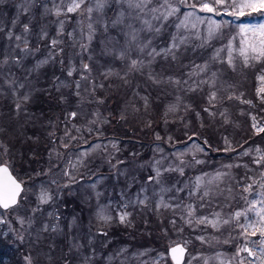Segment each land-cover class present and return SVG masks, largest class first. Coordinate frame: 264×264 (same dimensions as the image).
<instances>
[{
	"label": "rangeland",
	"instance_id": "obj_1",
	"mask_svg": "<svg viewBox=\"0 0 264 264\" xmlns=\"http://www.w3.org/2000/svg\"><path fill=\"white\" fill-rule=\"evenodd\" d=\"M70 3L0 0V165H9L25 184L16 210L0 208V245L13 247L23 264H168V248L182 242L192 249L185 264H233L226 249L250 244L257 253L251 264H264L259 232L253 243L244 240L235 221L219 228L198 223L217 213L228 219L262 199L264 161H256L264 156V134L235 149L264 127V94L258 91L264 59L246 65L239 52L245 39L240 27L264 24V15L246 9L237 17L223 5L209 13L200 9V0H168L178 11L158 21L153 15L160 13L132 10L117 0H107L102 11L95 10V0H87L67 13ZM161 4L164 0H152L148 7ZM87 7L94 8L96 33L82 50L80 45L88 43L80 31L87 33ZM121 10L125 25L141 27L139 15L161 29L140 33L160 55L149 57L133 45L124 59L118 57L128 29L112 27L111 21ZM166 10V5L160 9ZM99 21L107 22V31ZM109 37L116 39L108 43ZM23 38L32 50L27 56ZM53 39L60 41L55 48ZM174 40L179 44L175 59L161 51ZM230 52L233 65L227 63ZM49 55L53 59L31 71ZM128 57L143 59L146 66L128 72ZM192 133L208 142L181 143ZM157 168L161 176L149 180ZM253 181L255 198L244 191ZM42 190L52 197L46 204L39 201ZM206 190L209 195L201 198ZM123 212L130 214L126 223L118 219ZM158 220L165 225L158 234L148 230L126 238L122 233L127 226L142 230ZM248 220L258 217L249 213L239 222ZM117 233L122 241L115 242ZM240 254L247 260L245 252Z\"/></svg>",
	"mask_w": 264,
	"mask_h": 264
},
{
	"label": "snow or ice",
	"instance_id": "obj_2",
	"mask_svg": "<svg viewBox=\"0 0 264 264\" xmlns=\"http://www.w3.org/2000/svg\"><path fill=\"white\" fill-rule=\"evenodd\" d=\"M118 3L126 4L129 9L132 10H139L140 12H144L145 9H147L149 12L155 14L160 13L159 15H153V19L155 20H167V18L173 14H175L178 9L171 6V4H168V0H164V4L160 5V8H149V4L152 3V0H117ZM183 2V0H181ZM87 3V0H71V3L67 6L66 12L67 13H73L77 12L82 8L83 5ZM107 3V0H95V10L102 11L105 4ZM165 5L167 6V10L164 12H161L160 9L164 8ZM216 5H223L225 7H230L233 9L231 11V15L233 16H244L245 10H250V13H259L261 15H264V0H209V2H206V0H200L199 7L202 11H206L209 13H215L217 12ZM191 7H196V5H191ZM85 11L88 14L89 23L87 24V33L85 34L84 29L81 28V35L84 39L88 41V43L81 44L80 47L82 50H87L88 44L91 43V41L95 37L96 28L94 27V23L91 20V14L94 11L93 7H87ZM57 15H60V11L58 10ZM129 16L131 13L128 14ZM191 15V14H189ZM125 12L121 10L116 18L111 21L112 27H116L117 25L124 26L128 29L124 33L125 36V44L122 47L120 51H118L116 54L120 59H124L132 50L133 45H135V48L138 52L143 53L145 50H147V56L154 58L156 55H160V52H157L155 48H150L151 40L147 41H141L140 39V33L142 31L147 32H153L156 33L160 32V28H153L152 24L147 19H142L139 15H137L136 19L141 21V27L137 28L132 23H128L125 25ZM187 19V17H186ZM82 23V22H81ZM101 26L104 28L105 31H107V22L105 21H99ZM215 24V22H213ZM187 26V25H185ZM195 27V25H193ZM215 27L218 28L219 25L215 24ZM64 23L63 21H60V32H63ZM24 33L27 34L29 32L28 25H24ZM241 34L245 37L244 40L241 41L242 46L239 49L240 55L243 57L244 63L247 65L250 63L251 60L260 61L264 59V24L258 25V26H250V25H242L240 27ZM212 34V30L210 29L209 35ZM43 36H46L47 33H42ZM71 35V33L69 34ZM11 36V34H10ZM15 39L17 41L22 40L21 36H16ZM116 38L115 37H109L108 43H112ZM23 43L25 44V47L22 49L25 56L31 54L32 50L27 46L28 41L26 38H23ZM60 43V41H57L55 39L51 40L50 44L52 48H55L57 44ZM19 46V45H17ZM179 47V44L174 40L169 48L162 49V52L168 53L172 55V58L175 59V53L173 52V49H176ZM39 51V49H37ZM60 51L62 52L63 49L61 48ZM129 58V66H128V72L133 71H141L145 66V61L143 59H131ZM50 59H53L51 55H49L48 58L39 60L36 62L34 67L31 69L32 72H37L39 69L47 64ZM151 61H149L150 63ZM3 63H7V60H5ZM15 63H20V58H15ZM227 63L229 65H233V57L231 55V52L229 53L228 61ZM83 68L91 71L89 68V65L84 64ZM207 68V65H205L203 68H201V71L205 70ZM74 70V69H73ZM73 70H69L68 75L71 76ZM127 75V73H126ZM215 75V73L213 74ZM150 79L154 80V82L159 83V81H156V78L150 74ZM260 81L262 82L261 88L258 90L261 94H264V75H261L259 77ZM20 87H23V85H20ZM216 96V93L213 92L211 94L210 99H214ZM29 97L25 95L23 99L26 101ZM232 97H229L231 99ZM239 99V97H236ZM262 99H264V95H262ZM246 103H251V101H245ZM17 109L20 108V105H16ZM223 115V113H222ZM71 116L75 117L76 113H71ZM255 119V117H253ZM253 127L256 128V124H253ZM257 132H264V127L257 128ZM159 139V137H157ZM200 151H203V148L199 149ZM264 161V156L260 158V160H257L256 163H261ZM200 161H197L199 163ZM172 169H166V171H171ZM179 171L183 172V169H178ZM67 174V173H66ZM161 170L159 168L156 169V176L155 177H149V180H158L161 176ZM219 178V174L217 175V179ZM198 181L200 178H197ZM55 183V182H53ZM256 181H253L252 183L248 184L247 187L244 189L245 192H252L253 191V184H255ZM264 187V185H261ZM199 189V184H198ZM24 191V187L22 182L18 181L13 175L8 167L7 164L0 165V208L4 210H16L20 206V200L23 199L21 197V193ZM208 191H204L201 198L204 196H208ZM261 200H254L248 203V206L244 208L241 211H236L233 213L228 219H223L220 217V214H215V218L212 220H208V218H200L198 220L199 224H210L214 228H219L221 225H228L235 221V226L241 229L240 235L243 236L244 240H249L250 236H255L257 232L260 234L259 244L261 247L259 248V252L261 254V257H264V192L261 193ZM52 199L51 195L46 191L42 190L39 196V201L42 204L48 203ZM164 207H168V205L163 204V201L161 202ZM257 205H260V207H257ZM191 210V206H189ZM249 213H255L258 217V220L252 221L248 220L247 223H240V218L244 217L245 219L248 218ZM129 213L123 212L119 215L118 219L120 223H126L128 222ZM100 219L102 221H110V216L100 215ZM20 222L23 223V219H20ZM192 221L189 220L188 223H191ZM251 230V231H250ZM104 235H107V233H103ZM198 239L203 240L204 237H198ZM255 243V241H253ZM185 252V248L181 245H177L171 249L172 253V259L176 262V264H181V258ZM242 252H247L249 256H256L257 253L253 251L252 248L248 247L247 244H245L243 247H240L238 249L237 255Z\"/></svg>",
	"mask_w": 264,
	"mask_h": 264
},
{
	"label": "trees",
	"instance_id": "obj_3",
	"mask_svg": "<svg viewBox=\"0 0 264 264\" xmlns=\"http://www.w3.org/2000/svg\"><path fill=\"white\" fill-rule=\"evenodd\" d=\"M244 116L247 117V115H244ZM262 134H264V132L260 133L259 136L256 135V136H253V137L252 136L248 137L247 141L245 142V144L241 148L249 146L252 143H256L257 141H259V138L262 137V136H260ZM212 140L213 139H210L211 142H212ZM159 221L160 220H158L156 223H154L155 225L152 224L153 226H151V224H144L142 230H137L138 229V225H136L137 229H133V228H130V227L127 226L125 229L122 230V233H123V235L125 234L126 238L139 237L141 231H148V230H154L155 233L158 234V231L160 230V228H163L165 226L164 224H161L162 221H160L161 223ZM138 231H140V232H138ZM119 233H117V235H116L117 238L115 239V242L122 241L121 240L122 237L119 236ZM143 240H147V237L146 236L143 237ZM0 264H23V262L20 259V257L18 256L17 251L15 249H13V247L12 248H9V247L5 248V246H1L0 245Z\"/></svg>",
	"mask_w": 264,
	"mask_h": 264
},
{
	"label": "flooded vegetation",
	"instance_id": "obj_4",
	"mask_svg": "<svg viewBox=\"0 0 264 264\" xmlns=\"http://www.w3.org/2000/svg\"><path fill=\"white\" fill-rule=\"evenodd\" d=\"M2 165V164H1ZM8 167L10 168V170H11V172L16 176V178L18 179V176L16 175V173H15V171L8 165ZM19 180V179H18ZM20 182H22V184H23V187L25 188V184H24V182L23 181H21V180H19ZM257 190L255 189V192L254 193H252L251 192V197L252 198H255L256 197V194L258 195V191L256 192ZM23 193V192H22ZM22 193H21V195H22ZM21 201V200H20ZM238 201V199H236L235 201H233L234 203L233 204H235L236 202ZM2 209V208H1ZM250 239H252V241L255 239V236H253V237H250ZM251 241V242H252ZM176 244H182L186 249H187V252H186V255H185V259H184V261H183V263L182 264H185V262L187 261V259H188V255L190 254V252H191V250L192 249H189L185 244H183L182 242H180V243H176ZM176 244H173V245H176ZM221 244H224V243H221ZM172 245V246H173ZM248 245V247H250V248H252L251 246H250V244H247ZM253 249V248H252ZM227 251H228V253H229V255L230 256H232V257H234V259L232 260V262H233V264H251V262L253 261V260H255V256H249V254L247 253V252H245V255H247V260H244L243 261V259H240V257H241V254L239 253V255H237V252H238V248H237V245L236 244H231V246H230V248H227L226 249ZM254 251V250H253ZM168 264H170V261L168 260ZM173 264V263H172Z\"/></svg>",
	"mask_w": 264,
	"mask_h": 264
},
{
	"label": "water",
	"instance_id": "obj_5",
	"mask_svg": "<svg viewBox=\"0 0 264 264\" xmlns=\"http://www.w3.org/2000/svg\"><path fill=\"white\" fill-rule=\"evenodd\" d=\"M3 165H4V164H3ZM12 175H13V173H12ZM13 176H14V175H13ZM14 177H15V176H14ZM15 178H16V177H15ZM16 179H17V178H16ZM177 245H181V246H183L182 244H176V245H173V246H171V247L169 248V255H170V258H171L173 264H176V262L172 259L171 249H172L173 247L177 246ZM183 247H184V246H183ZM184 248H185V247H184ZM186 252H187V249L185 248V252H184V254H183L182 258H181V264L183 263V261H184V259H185Z\"/></svg>",
	"mask_w": 264,
	"mask_h": 264
}]
</instances>
